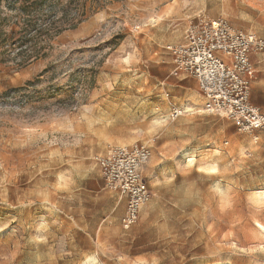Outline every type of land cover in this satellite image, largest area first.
Instances as JSON below:
<instances>
[{
    "label": "rangeland",
    "instance_id": "1",
    "mask_svg": "<svg viewBox=\"0 0 264 264\" xmlns=\"http://www.w3.org/2000/svg\"><path fill=\"white\" fill-rule=\"evenodd\" d=\"M163 4L264 37V0H85L86 19L54 38L46 58L0 64V264H114L98 248L113 250L115 238L89 246L66 211L95 215L72 182L91 187L100 178L94 157L129 143L152 154V196L131 250L146 246L150 264H172L185 241L200 238L201 264H264V202L252 197L264 190V130L238 133L230 120L198 113L171 119L173 105L201 98L177 91L173 76L156 78L163 64L146 53L145 33ZM164 65L179 73L172 60Z\"/></svg>",
    "mask_w": 264,
    "mask_h": 264
},
{
    "label": "built area",
    "instance_id": "2",
    "mask_svg": "<svg viewBox=\"0 0 264 264\" xmlns=\"http://www.w3.org/2000/svg\"><path fill=\"white\" fill-rule=\"evenodd\" d=\"M185 43L166 46L179 73L194 78L202 97L197 107H174L170 117L205 113L224 117L238 133L264 130V112L250 101L255 78L252 54L264 52V39L234 29L223 18L197 16L190 21ZM151 158L146 144L115 145L95 158L107 189L126 197L124 230L133 227L141 208L151 200L143 169Z\"/></svg>",
    "mask_w": 264,
    "mask_h": 264
},
{
    "label": "crops",
    "instance_id": "3",
    "mask_svg": "<svg viewBox=\"0 0 264 264\" xmlns=\"http://www.w3.org/2000/svg\"><path fill=\"white\" fill-rule=\"evenodd\" d=\"M169 6L170 4H163L159 6L157 10L154 11L156 12L154 15L156 17L152 19V24L147 25V32L145 33V39L147 43L150 44V51L146 53L155 56L156 63L163 64L162 66L159 67L162 71V76L161 77L156 76V78L160 82H165L170 76H173L174 81L169 83L173 85L175 88H177L178 89L177 91L182 92V94L184 95H187L188 91H197L201 98V105H202V97L199 93L196 80L194 78L182 75L181 73H177L173 70L172 67H169L168 65H164L171 63L172 60L170 53L165 50V47L184 44L186 41L185 34L187 27L190 21L195 19V17L193 16L195 12L194 9L192 8L188 9L183 4L179 6L178 5L172 6V8H169ZM233 14L234 13H228L225 15H233ZM192 16L193 18L190 19V17ZM241 31L250 32L246 30H241ZM250 33H253L257 37L264 39L263 36H260L254 32H250ZM250 60L253 63L255 70V78L251 85L250 101L253 105L259 107L262 110V112H264V103L255 101V97L258 94L264 98V52L252 54L250 56ZM174 107H183V105H178V106L173 105V108ZM197 108H200V106H197ZM198 114L208 115L205 113H198ZM210 116H217V115H210ZM131 144L133 143L121 144V145H131ZM261 146H263L262 143L259 144V147ZM96 157H94L95 165L100 170L99 165L95 160ZM147 165L143 169V175L149 186V182L146 177ZM72 183L74 185L73 189L77 187L78 189H81V191L82 190L83 192L85 191V193H87L88 196H90V202L93 205L97 206L94 216L92 217H90V215H88L87 217L83 216L80 219H77V217H75V213L74 215H70L72 214L73 210L70 211V208H67L68 210L66 211L67 218L71 219V221H74V218H76L77 222L74 225H76L77 227L78 226L81 227L80 236L76 238H87V243H89V246H90V240L92 241V238H115L114 249L109 250L108 248L99 247L98 257L104 255L105 257L113 258L115 260L114 264H122L123 261L120 260L123 259H128L130 261V264H150L151 258H153V252L148 250L146 246H136L133 250H131V243L134 241V238H139L138 230L140 224H135L133 227H131L128 230H124L122 228L121 219L124 216L126 210V204H127L126 197L119 194L118 192L107 189L104 185L101 172H100L99 180L90 182L91 187H86L85 181H82L79 184V180L78 181L73 180ZM150 191L152 194L151 188ZM74 198L75 199L77 198L76 193L74 194ZM148 203L141 208L138 221L140 219V214L142 209L145 208L148 205ZM67 224L72 225V223L69 222H67ZM183 253L187 255L186 258L189 260V262L193 261V264L196 263L201 264V257H202L201 239L193 238L192 240L190 239L188 242L185 241V245L183 246V248L179 247V250L175 254L172 264H182L183 262L181 261V259L184 258ZM84 258L87 259L88 257H84ZM160 258L164 259L165 256L162 254ZM178 258L180 259L179 261ZM117 259H119L118 263H117Z\"/></svg>",
    "mask_w": 264,
    "mask_h": 264
},
{
    "label": "trees",
    "instance_id": "4",
    "mask_svg": "<svg viewBox=\"0 0 264 264\" xmlns=\"http://www.w3.org/2000/svg\"><path fill=\"white\" fill-rule=\"evenodd\" d=\"M0 0V64L22 69L85 19V0Z\"/></svg>",
    "mask_w": 264,
    "mask_h": 264
},
{
    "label": "bare ground",
    "instance_id": "5",
    "mask_svg": "<svg viewBox=\"0 0 264 264\" xmlns=\"http://www.w3.org/2000/svg\"><path fill=\"white\" fill-rule=\"evenodd\" d=\"M223 8L225 9V10H228V9H230V6L228 5V3H224L223 4ZM193 162V161H192ZM207 168V167H206ZM205 168V169H206ZM214 167H209L208 169H207V171L210 173V172H214ZM252 197H253V199L256 201V203L258 202V203H261V202H264V190L263 191H260V192H254V193H252ZM81 264H94V260L93 259H91V258H87L86 259V261H84V262H82Z\"/></svg>",
    "mask_w": 264,
    "mask_h": 264
}]
</instances>
